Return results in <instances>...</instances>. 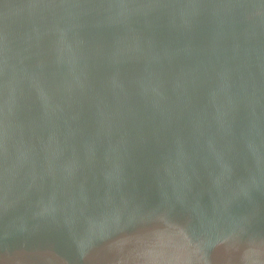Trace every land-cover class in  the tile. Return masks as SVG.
I'll list each match as a JSON object with an SVG mask.
<instances>
[{
	"label": "water",
	"instance_id": "1",
	"mask_svg": "<svg viewBox=\"0 0 264 264\" xmlns=\"http://www.w3.org/2000/svg\"><path fill=\"white\" fill-rule=\"evenodd\" d=\"M0 264H264V0H0Z\"/></svg>",
	"mask_w": 264,
	"mask_h": 264
}]
</instances>
